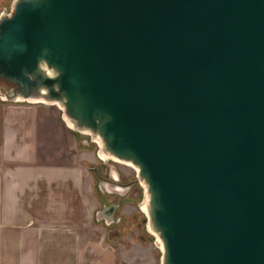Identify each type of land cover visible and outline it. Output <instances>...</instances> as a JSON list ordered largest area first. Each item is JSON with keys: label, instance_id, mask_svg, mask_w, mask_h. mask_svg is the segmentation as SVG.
<instances>
[{"label": "water", "instance_id": "95a60500", "mask_svg": "<svg viewBox=\"0 0 264 264\" xmlns=\"http://www.w3.org/2000/svg\"><path fill=\"white\" fill-rule=\"evenodd\" d=\"M11 8L0 97L57 103L105 162L137 168L162 264H264V0Z\"/></svg>", "mask_w": 264, "mask_h": 264}, {"label": "crops", "instance_id": "0c3cea01", "mask_svg": "<svg viewBox=\"0 0 264 264\" xmlns=\"http://www.w3.org/2000/svg\"><path fill=\"white\" fill-rule=\"evenodd\" d=\"M82 135L54 104L0 97V264H159L152 234L119 240L98 217L105 180Z\"/></svg>", "mask_w": 264, "mask_h": 264}, {"label": "rangeland", "instance_id": "374dc122", "mask_svg": "<svg viewBox=\"0 0 264 264\" xmlns=\"http://www.w3.org/2000/svg\"><path fill=\"white\" fill-rule=\"evenodd\" d=\"M11 3L12 0H0V15L3 12H11ZM9 86L10 84L8 82L0 80V90H4V88L8 89ZM50 104L56 105L59 108L61 114L64 113V109L60 107L57 103ZM82 136H84L85 138L88 137V143L90 144V147L96 150L98 157L101 160V164L99 163V173L101 174V177H103V180L105 181H110V183H108V185H110V188H107L106 185H104V182L101 183L100 180H97L95 190L99 192V196L101 197V199H103L102 202H106L105 204H110L112 202L119 203L115 211L114 220L110 221L111 224H116V226H113L111 229V236H117L119 237V240H123L125 237L124 235L128 233H135L138 235V237H142V234L146 233L152 234V238L156 246V253L160 256L159 264H162L163 251L161 243L158 241L157 236L149 229L148 226V216L146 214V211L144 210V205L148 201V196L145 190V186L143 185L142 180L138 175L137 168L134 165L116 161L112 158L105 162L104 159H101L99 155V150L101 149V146L93 138V135L83 133ZM115 169L119 172V178L118 180H116L117 182L112 180V178L110 177V172ZM94 172L95 176L97 175L98 178V171L94 170ZM116 183H120L123 188H121V190H118ZM128 185H130V187H128ZM131 191L133 194L131 196L132 198L127 196V194ZM128 199L134 201L136 204L130 205V207L126 205L122 207V212H120L121 206ZM105 204H102L100 209L103 208Z\"/></svg>", "mask_w": 264, "mask_h": 264}, {"label": "bare ground", "instance_id": "6f19581e", "mask_svg": "<svg viewBox=\"0 0 264 264\" xmlns=\"http://www.w3.org/2000/svg\"><path fill=\"white\" fill-rule=\"evenodd\" d=\"M118 160H119V159H118ZM119 161H120V160H119ZM120 162H124V161L121 160Z\"/></svg>", "mask_w": 264, "mask_h": 264}]
</instances>
